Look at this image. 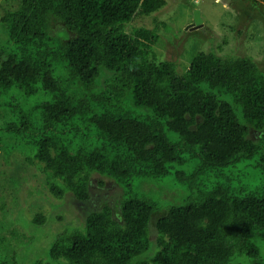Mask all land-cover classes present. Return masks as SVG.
<instances>
[{"label": "trees", "instance_id": "obj_1", "mask_svg": "<svg viewBox=\"0 0 264 264\" xmlns=\"http://www.w3.org/2000/svg\"><path fill=\"white\" fill-rule=\"evenodd\" d=\"M166 2L5 9L0 157L25 155L0 190L17 191L21 169L35 165L52 194L72 192L88 210L83 224L74 213L43 237L46 216L15 219L32 230L0 234V264H264V72L215 51L181 72L160 60L157 29L127 27ZM94 173L118 194L93 197ZM9 225L3 217L0 231Z\"/></svg>", "mask_w": 264, "mask_h": 264}, {"label": "rangeland", "instance_id": "obj_2", "mask_svg": "<svg viewBox=\"0 0 264 264\" xmlns=\"http://www.w3.org/2000/svg\"><path fill=\"white\" fill-rule=\"evenodd\" d=\"M19 1L0 0V18L5 9L13 8ZM195 10L200 11L203 25L187 28L194 22ZM139 26L157 29L160 34L155 49L157 56L160 60L174 61L180 72L189 65L198 51H215L223 56H250L264 72V0H227L226 4L219 0H167L161 9L136 18L127 28ZM41 98L47 99L50 95L43 94ZM17 150L9 155L8 163L0 157V183L4 182L3 178L8 172L14 171L18 157H24L25 153ZM0 153L3 156L1 148ZM20 174L24 178L17 191L9 187H6L5 191L0 190V207L5 204L0 208V222L6 217V221L10 223L0 234L8 238L12 235L11 230L15 228L28 235L32 227L22 226V222L15 219L30 221L37 213L46 216L41 237L54 235L56 229L62 231L67 224L74 223V213L76 223H84L88 206L86 203L75 201L72 192H67L63 199L56 197L43 184L45 174L35 165L21 169ZM100 179V175H92L93 197L101 198L108 194L109 198L118 194V188L113 187V181L105 179L106 185L100 187ZM158 185L160 182L156 187ZM14 196L17 197V205L13 201ZM4 200L6 202L3 203ZM163 213L157 212L151 222L152 226L157 216ZM20 239L15 240L20 242ZM15 240L12 241L14 245ZM262 242L261 251L264 255V240Z\"/></svg>", "mask_w": 264, "mask_h": 264}, {"label": "water", "instance_id": "obj_3", "mask_svg": "<svg viewBox=\"0 0 264 264\" xmlns=\"http://www.w3.org/2000/svg\"><path fill=\"white\" fill-rule=\"evenodd\" d=\"M221 3L226 4L227 0H219ZM193 25V26H192ZM203 25V21L200 15V11L199 10H195L194 12V22L192 24H190L189 26H187V28H189L190 26H192L193 28H198L200 26Z\"/></svg>", "mask_w": 264, "mask_h": 264}]
</instances>
